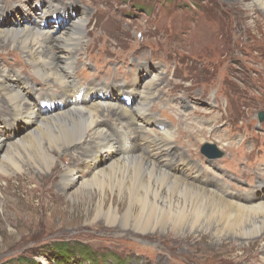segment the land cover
<instances>
[{
    "label": "rangeland",
    "instance_id": "1",
    "mask_svg": "<svg viewBox=\"0 0 264 264\" xmlns=\"http://www.w3.org/2000/svg\"><path fill=\"white\" fill-rule=\"evenodd\" d=\"M0 1L5 10L0 27L21 31L24 25L35 24L29 7L37 13L47 3L42 0L35 8L38 0ZM251 2L62 0L63 11L45 19L42 26L45 31L55 30L57 36L68 30L70 20L85 14L88 18L82 34L84 42L78 46L82 51L76 65L78 80L87 85L95 81L98 86L100 82L116 86L137 75L146 79L151 74L138 68L137 62H147V69L160 74L164 84L152 95L145 112L156 121L147 125L150 137L168 144L163 150L169 151L159 152L158 159L172 158L181 171L188 170L190 182L217 185L237 196L260 194L258 188L264 186V121L259 120V114L264 116V22L258 21V16L264 12L258 8L252 12L247 7ZM68 13L70 17L65 22ZM21 59L24 60L22 55L6 53L0 57V67L12 64L26 81L29 75L20 70ZM81 69L85 72L80 73ZM41 93H31L29 101L36 103L35 94ZM103 93L111 96L113 90ZM124 97L128 96L115 91L111 101L132 110L135 100L130 97V102ZM0 109V134L6 131L7 137L13 138L14 128L15 132L23 130L25 122L17 120L12 131L5 129L1 106ZM108 129L123 152L128 142L121 129L117 133L113 121ZM165 131L174 134L169 143L162 140ZM142 144L140 141V152ZM205 145L216 146L223 157L204 154ZM35 149L34 143L26 144L20 152L28 156ZM17 157L14 153L13 161L2 160L11 177L7 181L8 175H0V264L18 260L24 264H60L63 258L55 251L60 245L67 250L72 246L71 251L65 250L69 252L67 258L71 257L69 264H264V239L240 246L255 239L239 238L237 244L213 246L209 234L184 237L160 228L145 234L127 233L129 227L123 229L127 212L124 206L108 220L97 217L104 201L106 212L111 205H120L121 197L110 192L117 185L105 179L99 181L101 184L87 185L92 190L85 186L79 193L59 194L62 172L80 168L79 174L86 177L88 171L83 164L69 166L64 158H58L60 163L52 171L38 175L49 181L33 183L27 175L19 178L21 172L14 162ZM26 169L38 174L35 166ZM50 190L55 194H50ZM100 190L105 191L104 196ZM5 193L11 200L8 208ZM129 214L130 222L134 216ZM114 220L115 225L109 224Z\"/></svg>",
    "mask_w": 264,
    "mask_h": 264
},
{
    "label": "bare ground",
    "instance_id": "2",
    "mask_svg": "<svg viewBox=\"0 0 264 264\" xmlns=\"http://www.w3.org/2000/svg\"><path fill=\"white\" fill-rule=\"evenodd\" d=\"M41 1L35 3V8L40 6ZM61 1L46 0V5L43 3L37 13L30 11L29 7L28 12L34 16L35 24L24 25L22 31L0 27V57L6 53L16 57L22 55L24 60L21 59L20 70H23L24 75H29L24 81L21 74L12 68V64L0 67V106L5 114L1 112L4 128L12 131L17 120L23 119L25 122L23 130L19 128L15 132L14 128L13 138L7 137L6 131L0 134V175H8L5 176L7 181L10 179V170L2 160H12L15 153L18 155L14 158L15 166L21 172L19 178L27 175L33 183L49 181L46 176L41 175L40 178L38 175L52 171L60 163L58 158H64L69 166L83 164L88 175H80V168H66L62 172L63 183L58 188L59 194L68 191L79 193L82 187L92 182L98 185L99 181L108 179L113 186L117 185L116 190L110 185V192L120 196L121 202L117 209L111 205L106 212L104 201L97 217L108 220L111 216H117L120 207L124 206L127 212L123 229H129L123 232L136 235L160 228L163 232L171 229L184 237L209 234L213 238V246L224 242L237 244L239 238L255 239L240 246L263 240L264 186L258 188L260 194L237 196L217 185L203 186L200 182H190L188 170L181 171L172 158L158 159L159 152L169 151L163 150L168 144H162L158 137H150L147 125L156 121H152L145 112L152 102V95L163 84V78L156 71L151 73L147 69V62L140 59L137 63L138 68L151 74L148 78L143 79L137 75L124 84L116 83L117 87L109 82L105 85L100 82L98 86L92 80L88 85L78 80L76 65L81 61L82 54L78 46L84 42L82 34L88 17L82 14L70 20V30L65 29L57 36L55 30L43 29L45 19L63 11ZM3 7H0V18L5 13ZM247 7L252 12L256 8L264 12V0H252ZM68 16L69 13L64 17L65 22ZM258 18V21L264 22L262 13H259ZM79 72L84 73L85 70ZM33 76L36 77L35 81H30L29 77ZM13 81L19 83V87L16 88ZM110 90H113L111 96L103 93ZM36 91L42 93L35 94L36 103H33L29 100L31 93ZM115 91L123 92V96L135 100L132 110L111 101ZM111 121L115 123L117 133L121 129L127 139L123 152L109 132ZM165 132L162 140L169 143L174 139V134ZM140 141L143 143L141 152ZM32 143L36 147L35 152L23 155L25 152H20V148ZM102 154L103 158L100 157ZM28 166H35L38 174L26 169ZM52 193L55 194L50 190ZM101 193L104 196L105 191ZM5 198L8 208L11 200L7 193ZM130 212L134 218L129 222ZM115 223L116 220L109 224Z\"/></svg>",
    "mask_w": 264,
    "mask_h": 264
},
{
    "label": "trees",
    "instance_id": "3",
    "mask_svg": "<svg viewBox=\"0 0 264 264\" xmlns=\"http://www.w3.org/2000/svg\"><path fill=\"white\" fill-rule=\"evenodd\" d=\"M70 248H72V246H69V248H68L71 251ZM65 250H67V249L63 248V246H61V245L55 249V251L58 252L59 255H61L63 258V260H62V262H60V264H69L70 263L71 257L67 258L69 256V252L66 253ZM69 250H67V251H69ZM74 250L78 253H81L80 250L76 249L75 247H74ZM85 254H86V252H85ZM81 258H83V257L81 256ZM75 263L77 264V262H75ZM11 264H24V262H21L18 260V261L12 262ZM32 264H37V263L34 261V263H32Z\"/></svg>",
    "mask_w": 264,
    "mask_h": 264
},
{
    "label": "water",
    "instance_id": "4",
    "mask_svg": "<svg viewBox=\"0 0 264 264\" xmlns=\"http://www.w3.org/2000/svg\"><path fill=\"white\" fill-rule=\"evenodd\" d=\"M260 121H264L263 116L260 117ZM203 152L208 156L212 155L211 152H214L215 154H213L212 156L216 157V159L223 157L222 152L218 151V149L214 145H205L203 147Z\"/></svg>",
    "mask_w": 264,
    "mask_h": 264
}]
</instances>
